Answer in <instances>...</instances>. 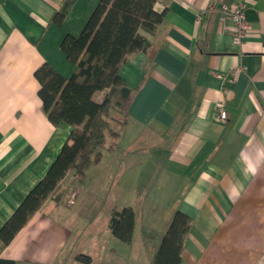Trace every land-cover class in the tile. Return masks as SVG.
Instances as JSON below:
<instances>
[{"label":"crops","instance_id":"0c3cea01","mask_svg":"<svg viewBox=\"0 0 264 264\" xmlns=\"http://www.w3.org/2000/svg\"><path fill=\"white\" fill-rule=\"evenodd\" d=\"M99 2L0 0V229L72 130L43 111L35 70L47 62L73 74L62 41L82 32ZM233 2L155 1L163 20L141 30L148 45L120 69L135 92L116 146L108 136L81 181L65 175L59 199L0 249V264H152L178 210L191 219L181 264H264V0H247L240 43L233 21H220ZM124 207L135 214L130 242L110 227Z\"/></svg>","mask_w":264,"mask_h":264},{"label":"trees","instance_id":"16d2710c","mask_svg":"<svg viewBox=\"0 0 264 264\" xmlns=\"http://www.w3.org/2000/svg\"><path fill=\"white\" fill-rule=\"evenodd\" d=\"M155 1L100 0L82 32L78 36L68 34L62 41L63 51L75 64L73 74L66 78L47 62L35 70L43 111L54 125L64 122L72 130L46 174L1 227L0 249L49 197L59 199L57 191L68 172H74L80 181L84 178L86 169L100 160L108 136L114 140L111 149L116 146L135 92L126 84L120 69L130 53L148 45L141 30L153 32L163 20L165 11H156ZM64 16V11L57 12L53 21L61 23ZM98 91H105L100 101L94 98ZM134 224L131 207L113 210L110 227L120 240H132ZM190 227V217L176 211L152 264H181ZM77 257L91 262V256Z\"/></svg>","mask_w":264,"mask_h":264},{"label":"built area","instance_id":"2783aa9c","mask_svg":"<svg viewBox=\"0 0 264 264\" xmlns=\"http://www.w3.org/2000/svg\"><path fill=\"white\" fill-rule=\"evenodd\" d=\"M246 8L247 0H235L232 4L226 5L221 9L220 21L224 22L227 18L233 21V39L237 43H240L249 31V26L246 21ZM217 109V117L222 121H226L228 114L224 103L220 102Z\"/></svg>","mask_w":264,"mask_h":264},{"label":"rangeland","instance_id":"374dc122","mask_svg":"<svg viewBox=\"0 0 264 264\" xmlns=\"http://www.w3.org/2000/svg\"><path fill=\"white\" fill-rule=\"evenodd\" d=\"M114 126L115 127H117L118 126V124L117 123H114ZM96 181V180H95ZM95 181L92 183V185H94L95 184ZM118 184L117 183H115V186H117Z\"/></svg>","mask_w":264,"mask_h":264}]
</instances>
